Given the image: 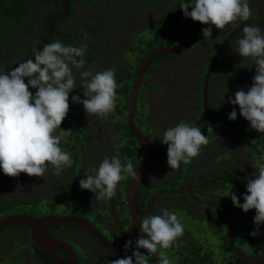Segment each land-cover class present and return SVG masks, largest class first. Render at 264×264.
I'll return each instance as SVG.
<instances>
[{
    "label": "flooded vegetation",
    "instance_id": "af4514ba",
    "mask_svg": "<svg viewBox=\"0 0 264 264\" xmlns=\"http://www.w3.org/2000/svg\"><path fill=\"white\" fill-rule=\"evenodd\" d=\"M79 1L82 0H78L76 1L77 3L75 2L72 5L70 19L62 22L60 26L61 28H63L64 24L84 26L83 29L80 28L81 30L76 33L77 37H75L76 34H71L75 37L72 40L73 44L80 46L86 43L88 45V50L84 57L88 61H86L84 69H81V71L94 69L95 72H101L114 69L115 79L118 85L117 88L121 90L127 87L131 88L137 72L138 67L136 66L131 70L134 71L133 76H131V73L124 74L125 72H123L124 75L120 77L122 71L121 66L130 65L131 57L139 52V42H136L135 38L138 32L143 31V26L154 28L163 22V19H166L169 24L166 27H161V29L165 27L166 31L158 39H155L156 32L150 36V40L154 44H160L164 40V35L166 38L174 35V37H177L175 41H180L178 31L180 23L176 27L172 26L170 22L173 16L180 14V0H115L120 4L118 8L113 6L114 0H101L98 5H101L102 13L97 16V20L86 23L87 18L81 23L74 24L75 21L72 20L71 22V18L73 17L75 19L76 12H80L89 7L97 8L98 6L94 3L84 1L82 6H77L76 8ZM111 6H113L112 9H110ZM139 6H141V9H139ZM38 8L40 9L38 18H34L31 21L32 31H34L33 34L36 39L38 38V32L40 30V17L45 13L47 6H41L38 3ZM261 9L264 13V7H261ZM249 20L264 23V15H251ZM94 22L95 24H93ZM242 22L245 21L238 20L235 22V28L231 24L226 25L222 29L225 30L224 33H222V30L216 29L215 26H211L213 29L211 38L204 39L203 36L189 49L177 54L158 56L148 62L142 75L144 85L139 96L146 112L139 111V113L134 115L133 110L131 114L132 123L135 120L136 123L141 125L145 129L147 137L152 141L159 135L163 136V132L166 129L174 127L180 122H184L188 123L189 126L199 127L202 134L207 136L210 142L207 146H202L201 154L192 159V162L187 165L184 172H176V175L178 173L180 175L184 173V177L180 184L174 186L175 188L171 187L170 190L160 188L157 192H149L154 189L150 188L151 184L144 182L145 175L152 166L151 164L155 160L162 158L167 152L153 158L141 174L140 183H137L135 189L133 206L136 217L138 218V225L133 236L130 234L134 219L130 216L124 202L126 188L131 177L120 181L117 186L116 196L111 200L104 201L97 200L95 194L88 190H81L79 181L80 179L86 178L84 175L85 172L93 174V170L97 166L96 163L99 165L105 157L111 159L116 156L122 161L125 158L130 159L134 168L137 169L142 160L141 147L140 150L136 149V152L140 156L138 164H135L136 159L132 160V158L125 156L119 149L115 150L112 155L105 156V154L113 151L112 144H115L116 140L119 141L116 144H120L123 141L121 137L118 139L115 138L117 135L115 130V126L118 123L117 119L119 117L122 118L123 114L118 110L119 105L116 101L114 115L109 114L107 117L88 116L82 104L72 102V96L74 95H79L81 99H85L83 96L84 90L80 87H77L69 93V112L66 116L71 118L75 125L74 130L80 145V151L75 147L73 134L66 135L70 139L65 144L66 147L60 146L72 157L74 161L72 167L64 169L59 176H56L53 174L54 169L49 166L44 177H30L25 173H21L19 177H9L0 169V202L9 204V207H2L0 209V219L15 214H28L34 218L54 216L81 220L87 223V229L90 231V234L97 237L105 247L113 246L121 239H126L127 235H129L128 241L132 240L133 244L127 252H124L121 248L118 251L109 253L99 247L88 232L71 223H56L48 225L45 228L49 235L70 250L75 264H106V261L131 256L132 252L136 250V239L142 235L139 231V222L142 217L147 215H161V210L166 208L170 212H175L185 229L183 236L179 237L177 242L173 244L176 245V248L172 246V248L167 250L171 264H235L236 258L229 251L228 245V254L217 258L216 255L214 256V253H217L212 248V243L222 233L227 234L226 226L232 231L234 243L235 236L239 234L237 232H240V229L245 227V224L241 225L238 221L234 209L230 206L232 200L227 195L230 194V189L235 194V191L239 192L238 188L241 183L247 182L244 174L247 175V172H249V176H251L255 172L251 164L261 155L257 152L255 144L251 146L250 143L240 138V136L243 137L242 134H238L240 141L237 142L241 144L240 149L245 151L248 149L251 153L254 152L252 153L254 157L249 153L251 162L248 168L245 169V172L242 171V178H239V182L232 179L236 175L239 177L236 170L226 163H217L221 161V158L216 151L223 150L222 154L228 156V153L224 150H227V146L232 145L235 140L233 137L234 129L231 125L232 123L229 124L226 122L220 124L221 117L216 118V111L220 110L223 103L226 104L228 102L229 97L234 99V92L237 91L235 86L238 87V90L244 89L247 91L251 87L254 77L247 70V66H244L242 63L241 56L233 50V47L236 46V41L243 35V27L245 25L243 24L238 27ZM173 27H176V29L174 30ZM195 27L197 30L199 25L196 23ZM261 28L264 29V27ZM10 36H12V39L9 37L12 43H9V46L12 48H6L5 45L1 47L2 45H0V64L4 66L1 69L11 68L17 62L18 58L24 54L21 46H14L13 39H16L13 36L15 34ZM226 38L227 41L224 42ZM29 40H31L30 37ZM161 46L165 47L163 45ZM150 50L153 51L152 47H150ZM216 50V56L213 57ZM143 58L144 56L139 59V64ZM209 63H211V75L206 85V114L204 119L196 125V122L202 114V83L205 70ZM179 68L180 72L176 73ZM0 73L4 74L3 71H0ZM73 74L79 83V72L74 69ZM25 79L27 83V78ZM238 79H246L248 84L241 86L238 84ZM173 84H176V88H173ZM29 89L35 92L38 91V89H32L31 87ZM158 94H160L161 99L155 98ZM198 104H201L200 108ZM152 105H156L158 108L155 112L152 110ZM232 108H237V113L240 112L238 105H232ZM126 114L127 108L123 120L124 124ZM246 121L242 116H238L239 125H244ZM108 124H111L110 127ZM62 125H64L67 131L71 130L66 119H64ZM207 126L212 127V132L209 130L212 134L207 133ZM106 129L111 132V135L109 137L107 136V140L103 139L104 134L106 135ZM248 129L254 136H257L259 133L251 129L250 125ZM61 130L63 129L61 128ZM61 130L58 129L55 134L58 135ZM78 137L82 141V145ZM92 139L94 145H92ZM69 142L70 145L68 144ZM260 145L261 148H264L263 141ZM89 147L93 148V150H90ZM99 148L101 150H96ZM161 149L152 150L161 151ZM261 153L264 154V151L261 150ZM226 172L229 175H226ZM213 176L214 178L211 179ZM223 176L224 178H221ZM204 177L214 182L208 181L207 183L201 184L204 182ZM216 177H218L217 181L214 180ZM167 180L159 177L157 186L165 184ZM243 185L246 189V184L244 183ZM185 186L189 187L192 199L198 202L193 201L188 193L185 192L178 195H157L159 192L174 191ZM31 192L38 197V201L33 200L35 203H31L29 200L31 199L29 196ZM238 194L236 195L238 196ZM238 198L240 203L244 202L243 199L241 200V197ZM37 202H41L45 209L39 215L32 210V206L37 204ZM239 210L248 225L255 227L253 222L256 214L255 209L249 210L247 213L243 212L240 208ZM110 211H112L113 217H110ZM217 212L221 220L225 218L222 221L226 226L217 218ZM180 215L183 216L185 221L180 218ZM29 236L27 228L23 226H10L0 229V264H49L45 258L51 260L53 264H57V262H68L70 254L64 250H54L52 254L58 260L55 261L54 258L40 251L33 244ZM249 238L254 243L250 234L240 237L239 241L242 242L241 245H248L249 249L247 252L250 253V256H253L259 253L260 249L257 246L256 249L250 243ZM262 240V249H264V238ZM160 250L163 251L162 249ZM236 250L244 256L245 252H242L240 249ZM140 251L145 255L148 254L145 249H140ZM113 253L115 255H112ZM253 260L255 259L253 258ZM149 264H159L158 253L152 256Z\"/></svg>",
    "mask_w": 264,
    "mask_h": 264
},
{
    "label": "clouds",
    "instance_id": "9594fccd",
    "mask_svg": "<svg viewBox=\"0 0 264 264\" xmlns=\"http://www.w3.org/2000/svg\"><path fill=\"white\" fill-rule=\"evenodd\" d=\"M180 9L186 18L208 25L202 29L204 39L211 38V26L222 30L232 24L235 28V21H248L253 14L249 0H192L191 4L182 2ZM87 50L86 43L79 47L66 46L57 40L47 43L42 51L34 50V60L29 59L6 74H0V169L5 175L19 177L25 173L30 177H44L51 166L53 174L59 176L64 169L72 167V157L60 147L61 140L72 132L61 130L60 126L69 112V93L77 87L84 90L85 99L74 95L72 102L82 104L88 116L115 114L118 86L115 70L81 71L86 64ZM233 50L242 58H251L255 75L251 87L247 91H236L234 99L229 97L228 103L238 105L240 116L249 122L250 128L264 134V29L258 24H245L243 35ZM74 69L79 72V83ZM29 87L38 91L33 94ZM228 119H237L235 108ZM57 129L61 130L58 135L55 134ZM160 140L167 145V164L172 170H178L181 162L190 164L201 154L202 146L210 142L199 127L184 122L166 129ZM251 166L255 172L246 177L244 202L240 203L231 191L227 196L234 207L245 213L255 209V230L250 235L256 237L260 225L264 224V154L259 155ZM84 175L86 178L79 181L81 190L94 193L101 201L116 196L119 182L128 177L140 183V175L132 161L127 158L122 161L116 156L105 157L93 174L85 172ZM161 213L142 217L139 222L142 235L136 239V250L131 256L106 261V264H149L157 253L159 264H171L167 250L183 236L185 229L174 211L165 208ZM132 244V240L125 243V252ZM140 249L147 250L148 254L141 253Z\"/></svg>",
    "mask_w": 264,
    "mask_h": 264
},
{
    "label": "rangeland",
    "instance_id": "374dc122",
    "mask_svg": "<svg viewBox=\"0 0 264 264\" xmlns=\"http://www.w3.org/2000/svg\"><path fill=\"white\" fill-rule=\"evenodd\" d=\"M84 1H86V0L79 1V3L76 5V8H77V6H82ZM250 1H252L254 3L250 2ZM91 2L95 3L96 6H97L98 4H100L101 0H91ZM43 3H44V5L47 6L46 0H43ZM119 5L120 4L118 3V1H115V0L113 1V6L115 8H118ZM113 6H111L110 9H112ZM249 6L252 9V13H253L252 15L253 16L254 15H259V16H263L264 15V13L262 12V9H261V7H264V1H262V0H249ZM100 7H101V5H98L97 8L89 7V8H85L84 10H82L80 12L79 11L76 12L75 19H73V17H72L71 18V22H72V20H74L75 21L74 24H78V23L83 22L87 18H88V20L85 21L86 23L88 21L97 20V16H99L102 13ZM139 9H141V6H139ZM237 21H235V22H237ZM93 24H95V22ZM168 24H169L168 20L163 19V22L158 24L156 27L151 28V27L143 26L142 27L143 31L137 33L135 41L139 42V44H138L139 52H137L135 55H133L131 57V60H130L129 63H130V66L132 68H135L136 66L138 67L139 59L146 55V53L149 51L150 47H152V50H155V49H158L159 47H162L161 45H163L165 47H171V46H176V45H178V44H180L182 42V41H179V42H176V43H174V44H172L170 46H167L166 45V36L165 35L163 36L164 40L161 41L160 44H154V42H152L150 40V36L154 35L156 32L161 30L162 26L166 27ZM63 27H64V29H69L70 34L75 35L77 32H79L81 29H83L84 26L72 25V24H64ZM176 27H173L174 30L176 29ZM31 30H32V22H31L30 26H28L24 31H22V34L18 33L19 35H16L17 32L13 33V34H15V36H13V37L16 39V40L13 39L14 46H16V47L17 46H21V42L28 41V39L30 37L29 32ZM224 32H225V30H222V33H224ZM75 36H77V34ZM8 48H12V47L8 46ZM21 48H22V46H21ZM149 52H151V50ZM241 61L244 64V66L245 65L247 66V70L250 71L251 75L254 76L255 75V66H254L253 61L251 60V58H242L241 57ZM3 67L4 66L2 64H0V71H3V73L6 74L11 69H14L16 67V64L11 66V68L1 69ZM178 72H180V68L176 71V73H178ZM205 73H206V70H205ZM205 73H204V76H205ZM143 79L144 78H142V82H141V85H140V88H139V92H138V95H137V99H136V102H135L134 115L139 113V111H142V112L145 111L146 112V110H144L143 102L140 100V97H139L140 96V91H141V89L143 88V85H144ZM237 81H238V84L241 85V86L248 84L246 79H243V80L238 79ZM131 83H132V81H131ZM173 88H176V84H173ZM237 88L238 87L235 86V89L238 91ZM129 90H130V88L126 89V90H121L120 88L116 89V91H117L116 92V101H117V104L119 105L118 106V110H120L121 114H123L122 118L119 117L117 119V121L119 123L118 132H122L123 133V131H124L125 134L128 137H129V135L125 131V125H124L123 120H124V115H125V111H126V102H127V100L125 101V97L127 99ZM155 98L161 99L160 98V94L156 95ZM200 105L201 104H198L199 108H200ZM151 107H152V110L154 112H155V110L158 109L156 105H152ZM229 107H230V103H228V102L226 104L223 103V105L221 106L220 110L216 111L217 112V117L216 118H220L221 117V120H220L221 124L223 122H226V119L229 117V114L233 110L232 105H231L230 108ZM133 123H134L135 127L148 139L149 145L152 147V149L158 150V149H161V148L163 149V148H165L167 146V145L162 144V142L160 140V139H162V136L159 135L158 137H156L155 140L151 141L147 137L145 129L141 125L136 123L135 120H133ZM186 124H188V123H186ZM108 125L110 127L111 124H108ZM249 125L250 124H249L248 121H246V123L244 125H242L241 132L239 134H242L243 137L240 136V138L245 139V141L247 143H250L251 146H254V144H255L257 152H259L260 154H263V153H261V150L264 151V148H261L260 144H261L262 141H263V144H264V134L258 133L257 136H254V135H253V137L250 136V132L248 130L245 131V129H248ZM243 126H245V127H243ZM60 127L64 131H67L66 128L64 127V125H62ZM207 127H208V128H206L207 133L209 132V130H211V132H212V127L211 126H207ZM238 128H240L239 125H238ZM105 132H106V135L104 134L103 139L107 140L108 139L107 136L109 137L111 135V132L108 129H106ZM211 132H209V134ZM209 134H207V135H209ZM77 136H78V133H77ZM233 137H234V140L236 141V143L234 141L232 145L227 146V150H224L225 152L228 153V156H225V154H222L223 150H217L216 151L217 154L221 158V161H218L217 163H219V164L220 163H226L228 166H231L232 168H234V170L237 171V174L242 178L241 173L245 172V169L248 168L249 163L251 162V158L249 156V153L253 156L252 153H254V152L251 153L248 149H246V151L245 150H241L240 149V145L241 144H240V142H237V141H240L239 135L233 133ZM115 138L118 139L117 137H115ZM257 138L258 139L261 138V139L257 142ZM78 139H79L80 144L82 145V141L80 140L79 137H78ZM69 140L70 139L67 136H65L61 140V144L60 145H62L63 143L65 145L67 143V141H69ZM118 142L119 141L116 140L115 144L114 143L112 144V146H113L112 150L113 151H111L110 153L105 154V156L112 155V153H114L115 150H118L119 146H121L124 143V140L122 141V143L116 144ZM68 144L70 145V142ZM92 145H94L93 139H92ZM135 145L138 147L137 143H135ZM89 148H90V150H93V148H91V147H89ZM96 150H101V148L96 149ZM64 151H66V150H64ZM96 165L97 166L95 167V169L98 168V166H99L97 163H96ZM151 165L152 166L150 167L149 171L146 173L145 179H144V182L148 183V184H151L150 188L154 189L153 191H149L151 193L157 192V190L160 189V188H162V189L165 188V189H169L170 190L171 187L173 188L174 186H177L178 184H180L181 180L184 177V173L182 175H180L179 173L176 175V172H180V171L184 172L186 170V167H187V165H185L183 162H181L180 163V167H179L178 170H172L167 164V154L163 155V157L160 158L159 160L154 161ZM221 175H224V174H221ZM226 175H229V173L226 172ZM244 175H245V178L246 177H250L249 176L250 175L249 172H247V175L246 174H244ZM159 177H161L163 179H168V180H167V182L165 184H161V185L157 186L158 181H159ZM227 183H229V182L227 181ZM244 183L247 184V182H242L241 185H243ZM15 187H17V186H15ZM150 188H149V190H150ZM238 189H239V192H237V191H235V192H236V194L239 193L237 197H241V200H242L243 199V194L246 193V189L242 188L241 186H239ZM230 191L233 193L232 189H230ZM29 196L31 197V199H29L31 201V203H35V202H33V200L38 201V197H36L34 195V193L31 192V194ZM230 206H231V208L234 209V213L237 215L238 221L241 223V225L245 224V227L243 229H240V232H237L234 229L239 234H237L235 236L233 246H234V248L240 249L242 252H245V254L247 256H250V253L247 252L248 249H249L248 245H244V244L241 245L242 242L239 241V238L242 237V236L244 237L245 235H249L250 232L255 230V227H250L248 225V223H247L246 219L244 218L243 214L241 213L239 208L233 206L232 201L230 203ZM32 210H34L36 212V214L39 215V213L42 210L44 211L45 209L43 208V204H41V202H37V204H34L32 206ZM180 218L183 219V221H185L183 216L180 215ZM222 220H225V218L224 219L222 218ZM252 238H253L252 240L254 241V243L256 244L257 247H260V248L263 247V240H262L264 238V225L263 224L260 225L259 235L256 236V237H252ZM226 239H227V234L222 233L212 243V248H214L215 249L214 251L217 253V254L214 253V256L216 255L217 258H219L220 256H224V255L228 254ZM208 240H209V236H208ZM173 246H174V248H176V245H173ZM81 257L83 258V256H81ZM168 257L170 259V256H168Z\"/></svg>",
    "mask_w": 264,
    "mask_h": 264
},
{
    "label": "water",
    "instance_id": "95a60500",
    "mask_svg": "<svg viewBox=\"0 0 264 264\" xmlns=\"http://www.w3.org/2000/svg\"><path fill=\"white\" fill-rule=\"evenodd\" d=\"M68 1H71V0H56L58 5L60 6V12H59V14H57L56 16H54L53 18H51L49 20V22L47 24V28H46L45 37H44L41 45L37 48V51H42L43 47L49 41V38H50L51 32H52V25L55 22H57V21H59L65 17L66 12H67L66 3ZM252 23L258 24L261 27H264V23L254 21V20L242 22L241 24L238 25V27L243 25V24L245 25V24H252ZM206 27H208V25L203 24L200 31L194 37L187 39V40L181 42L180 44H178L176 46L161 47V48H158V49H155V50L149 52L146 56H144V58L141 60L139 66H138L137 72L135 74L132 86L129 90V94L127 97V103H126L127 114H126V118H125V126H126V129L128 130V132H130L132 134L133 138L136 141H138L140 146H141L142 160L140 162V165L137 167V172L140 176L145 171L146 167L150 164L151 160L154 157L158 156L159 154L167 152V146L165 148L161 149V151H153L151 146L149 145L147 138L132 123L131 114L134 110L136 95L138 93V88H139V84H140L143 72H144L148 62L150 60H152L153 58L158 57V56H162V55H167V54H177V53H180V52L194 46L196 44V42H198L203 37L202 29L206 28ZM226 41H227V38L225 39L224 42H226ZM216 53H217V50L214 53L213 57L216 56ZM29 59L34 60V54L31 55L27 60H29ZM210 70H211V63H209V65L206 69L205 76L203 77L202 95H201L202 114H201L200 119L196 122V125L204 119L205 114H206L205 93H206V88H207L206 85L208 83V79H209V75H210ZM25 83H26V79H25ZM29 91H31L32 93H35V91H32L30 89H29ZM65 119L71 127V132L73 134L76 149L80 151V145L78 143V140H77V137L75 134V130H74L75 125H74L73 121L71 120V118L66 117ZM136 186H137V182L135 180H132V178H131V180L129 181V183L127 185L126 193H125V197H124V202H125V205L127 207V210L129 212L130 216L133 217V219H134L132 221V232L130 234L132 236H133L134 231L138 225V218L136 217L134 206H133V199H134ZM184 192L188 193V195L192 199V195H191V192H190L188 186L187 187L186 186L180 187L174 191L159 192L157 195L158 196L163 195V194L178 195V194H181ZM192 200L195 202H198L195 199H192ZM110 215H111L110 217H113L112 211H110ZM216 216L225 225V223L221 220L218 212L216 213ZM56 223H71V224H73L79 228H82L84 231H86L90 234V231L87 229V227H88L87 223H85L81 220L67 218V217H54V216L34 218L28 214H15V215L3 217L2 219H0V229L5 228V227H10V226H23V227L27 228L29 235H30L29 237H30L31 241L33 242V244L37 248H39V250L42 251L47 256L54 258L53 254H52L54 250H61V251L64 250L66 253L70 254L69 255L70 258L68 259L67 263L66 262H64V263H58L57 262V264H75L74 257L70 253V250L67 247H65L61 242H59L57 239H55L51 235H49L45 230V228L48 225L56 224ZM226 228H227V245H228L229 251L232 253V255L235 258L239 259L240 261L244 262L245 264H264V258L253 260V259H250V258L243 256L238 250H236L233 247L232 231L227 226H226ZM90 235L92 236L93 240L99 245V247H101L104 251L109 252V253L118 251L121 248L125 252L124 245L128 241V237H129V235H127L126 239H121L118 243H116L113 246L105 247L99 241V239L97 237L93 236L92 234H90ZM54 260L58 261L55 258H54Z\"/></svg>",
    "mask_w": 264,
    "mask_h": 264
},
{
    "label": "trees",
    "instance_id": "16d2710c",
    "mask_svg": "<svg viewBox=\"0 0 264 264\" xmlns=\"http://www.w3.org/2000/svg\"><path fill=\"white\" fill-rule=\"evenodd\" d=\"M39 1L40 0H0V45H2L1 47H3L5 45L6 48H8L9 43H12L11 42L12 36H10V35H12L13 33H16V32H17L16 35L22 34V31H24L28 26L31 25V21L34 18H38L39 14H40V9L38 8ZM76 1H78V0H73L69 3H67V12H66L65 18H63L60 21L55 22L52 25L51 38H50L48 43L55 42V41L59 40L60 42H62L66 46L72 45V46L79 47L77 44H73V42H72V40L77 36H75V37L72 36L70 34L69 29H64V27L61 28V26H60V24L62 22H66L70 19L71 15H72V13H71L72 12V5H74V3ZM86 1L92 3L90 0H86ZM180 1H181L180 5L182 2L183 3H190V4L192 3V0H180ZM46 3H47V9H46L45 13H43L40 17L41 21H40V30L38 32V38L36 39L34 37V34L31 33V31H30L29 34H30L31 40L21 42V46H22L21 49H23L22 51L24 54L18 58L17 62L15 63L16 67H18V65L20 63L25 62L31 55L34 54V50H37V48L40 46V44H41V42L45 36L48 21L51 18H53L54 16H56L57 14H59V12H60V6L56 2V0H46ZM188 10L191 11L192 9L189 8ZM256 16H259V15H256ZM170 22H171L172 26H177L180 23V27H178V31H179L180 41H182V42L187 40V39L194 37V35L198 31V29L199 28L201 29V27H202L201 26L202 24L200 22L193 21L191 18H186L181 9H180V14L178 16H173L172 20ZM196 23L199 25V28H197V30L195 27ZM164 31H166L165 27L156 33L155 39H158L162 35V33H164ZM176 35H177V33H176ZM9 37L11 39H9ZM175 39H177V37H174V35L168 36L166 38V45L170 46V45L176 43ZM85 61H88V59H85ZM124 66L123 65L121 66L122 71H121L120 77L124 74H129V73H131V76H133L134 71H131V70L134 68H132L130 65H128V66L124 65ZM123 72H125V73L123 74ZM210 75H211V73H210ZM126 89H129V87L125 88L124 90H126ZM238 116H240V112L237 113V119L235 121H231L228 118L226 119L227 123H229V124L232 123L233 129H234L233 132L235 134H239L241 132V128H242V126L239 125V123H238ZM226 122H223V123H226ZM238 125L240 128H238ZM118 129H119V123H117L115 126V130L117 133L116 137L117 138L121 137L124 140V143L121 146H119L118 149L125 156L132 158V160L136 159L135 164H138L140 161V156L136 152V149L140 150L139 143L133 138L132 134L130 132H128V130L126 129V126H125V131L129 135V137L125 134L124 131H123V133L118 132ZM248 131H249V129H248ZM250 136L253 137V135L251 133H250ZM257 140H258V138H257ZM242 142H243V139H242ZM135 143L138 144L139 148L135 145ZM60 146H65V145L63 143ZM213 178H214V176L211 179H213ZM221 178H224V176ZM236 178H237V180H236ZM239 178L241 179L240 176L238 177L236 175V177H233L232 179L234 181L239 182V180H240ZM211 179L204 177V182H202L201 184L207 183L208 181L214 182ZM214 180L217 181L218 177H216ZM240 186L245 189L244 185H240ZM0 205H1L0 209L2 207H9V204L6 202H0ZM249 241L256 248V245L251 241V238H249ZM259 249H260L259 253H256L253 256H249L248 258H251V259H253V258L254 259L264 258V249H262L260 247H259ZM244 256L247 257V255L245 253H244ZM45 259L49 262V264H53V262H51V260H49L48 258H45ZM235 264H245V263L236 258Z\"/></svg>",
    "mask_w": 264,
    "mask_h": 264
},
{
    "label": "bare ground",
    "instance_id": "6f19581e",
    "mask_svg": "<svg viewBox=\"0 0 264 264\" xmlns=\"http://www.w3.org/2000/svg\"><path fill=\"white\" fill-rule=\"evenodd\" d=\"M39 4L41 5V6H43L44 5V3H43V0H40L39 1ZM45 6V5H44ZM32 31V30H31ZM34 31H32L31 33H33Z\"/></svg>",
    "mask_w": 264,
    "mask_h": 264
}]
</instances>
